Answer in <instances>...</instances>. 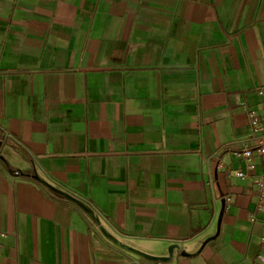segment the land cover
Segmentation results:
<instances>
[{
  "label": "crops",
  "instance_id": "1",
  "mask_svg": "<svg viewBox=\"0 0 264 264\" xmlns=\"http://www.w3.org/2000/svg\"><path fill=\"white\" fill-rule=\"evenodd\" d=\"M258 86L264 0H0V264H159L64 194L166 264H258Z\"/></svg>",
  "mask_w": 264,
  "mask_h": 264
},
{
  "label": "built area",
  "instance_id": "2",
  "mask_svg": "<svg viewBox=\"0 0 264 264\" xmlns=\"http://www.w3.org/2000/svg\"><path fill=\"white\" fill-rule=\"evenodd\" d=\"M256 92L261 98V103L260 107L264 111V86H258L256 87ZM250 118V125L253 131V138L252 139H257L260 141L259 146L257 147L256 150H253L251 148H246L241 151H235L234 155L237 157H242L247 160H250L253 156L254 153L257 152L260 155H264V134H262V128H261V122L260 119L255 115L254 112H251L249 115ZM238 143L237 140L231 142L230 144H236ZM230 144L226 145L229 146ZM226 146L224 148H226ZM17 176H20V173H15ZM238 176L243 178L244 173L240 172L238 173ZM258 184L260 186V199L258 203V210L259 211H264V172L261 174L258 180ZM227 202H231L230 198L226 199ZM253 221H256V218L253 217ZM262 243L264 244V238L262 239ZM257 263L258 264H264V255H259L257 257ZM159 264H164V263H159Z\"/></svg>",
  "mask_w": 264,
  "mask_h": 264
},
{
  "label": "water",
  "instance_id": "3",
  "mask_svg": "<svg viewBox=\"0 0 264 264\" xmlns=\"http://www.w3.org/2000/svg\"><path fill=\"white\" fill-rule=\"evenodd\" d=\"M64 197L73 201L74 203H76L77 205H79L81 208H83L89 215L90 217L93 219V221L98 225L99 229L101 230V232L103 233V235L109 239L111 242H113L114 244L134 253L137 254L147 260L153 261V262H157V263H170L171 261H173V256H174V252L175 250H179L180 246L179 245H173L170 249H169V257H156V256H151V255H147L143 252H140L132 247H129L127 245H124L121 243V241L119 239H117L113 234H111L101 223V221L99 220V218L96 216V214L94 213V211L85 203L79 201V200H75L70 198L67 194H64Z\"/></svg>",
  "mask_w": 264,
  "mask_h": 264
}]
</instances>
